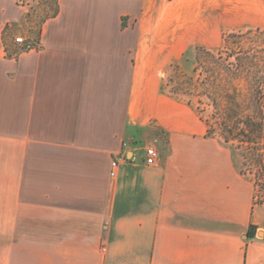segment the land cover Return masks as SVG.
<instances>
[{"label":"crops","instance_id":"1","mask_svg":"<svg viewBox=\"0 0 264 264\" xmlns=\"http://www.w3.org/2000/svg\"><path fill=\"white\" fill-rule=\"evenodd\" d=\"M19 1L0 0V264H264L252 181L162 89L185 51L264 30V0H57L24 51Z\"/></svg>","mask_w":264,"mask_h":264},{"label":"trees","instance_id":"2","mask_svg":"<svg viewBox=\"0 0 264 264\" xmlns=\"http://www.w3.org/2000/svg\"><path fill=\"white\" fill-rule=\"evenodd\" d=\"M251 32L224 34L223 47L214 51L198 49L186 92L210 103L208 136L214 125L224 144L245 150L264 172V44L244 47Z\"/></svg>","mask_w":264,"mask_h":264},{"label":"rangeland","instance_id":"3","mask_svg":"<svg viewBox=\"0 0 264 264\" xmlns=\"http://www.w3.org/2000/svg\"><path fill=\"white\" fill-rule=\"evenodd\" d=\"M19 2H21L20 5L24 7L25 12L24 19L21 22V29L23 31L21 32L23 33L21 37L26 39L29 37L27 40L30 42L35 41L32 38L37 36L40 25L46 19L51 18L56 12L57 0H21ZM248 30L252 32L251 35H249L247 39L242 42L244 47H250L255 43L264 44V33H262L264 30L258 29V34L255 32L256 29L252 28L242 29L237 32L245 34ZM219 47H223V39ZM217 48L212 49L211 51H214ZM198 49H200V47H193L188 51H185L182 55H180V57L173 61L171 65L167 66L162 76V89L165 93L176 98H180L192 105L205 122L206 119L210 118L212 112L210 103L204 97H198L192 94L189 95L187 94L188 92H186L188 91L186 83L189 82V77L192 76L191 72L195 67L194 56ZM176 65L178 68L174 69V66ZM212 137L222 141L220 131L214 125ZM227 145L232 150L233 156L237 161V165L239 166L241 173L246 175L254 185L255 206L264 210V172L259 168V166L254 165L245 150L237 148L235 144L229 143Z\"/></svg>","mask_w":264,"mask_h":264},{"label":"built area","instance_id":"4","mask_svg":"<svg viewBox=\"0 0 264 264\" xmlns=\"http://www.w3.org/2000/svg\"><path fill=\"white\" fill-rule=\"evenodd\" d=\"M21 1V0H20ZM21 2H19L20 4ZM23 3V2H22ZM14 42L20 46V48L24 51V50H31L35 47V45L28 41L26 38L24 37H16L14 39ZM159 153L158 151L152 147H146L144 149V164L147 166H155L157 165L158 161H159ZM120 161H125V156L124 155H120L119 157H117L115 160H113L112 162V173L111 176H115V170L117 169L119 162Z\"/></svg>","mask_w":264,"mask_h":264}]
</instances>
